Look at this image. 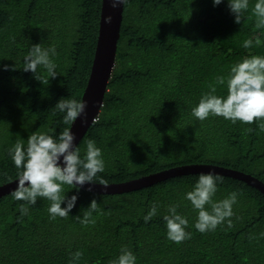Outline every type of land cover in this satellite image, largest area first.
<instances>
[{
    "label": "trees",
    "instance_id": "obj_1",
    "mask_svg": "<svg viewBox=\"0 0 264 264\" xmlns=\"http://www.w3.org/2000/svg\"><path fill=\"white\" fill-rule=\"evenodd\" d=\"M255 0L234 23L226 0H125L115 63L98 120L76 143L101 149L104 170L93 182L118 183L176 166L214 164L250 174L264 183V117L251 124L220 116L197 120L191 109L201 94L227 79L229 68L264 55V28L252 14ZM102 0H0V185L17 178L10 149L33 131L58 135L66 127L54 105L82 100L93 65ZM259 38L250 48L244 40ZM54 46L55 77L38 67L24 72L31 44ZM39 79V80H37ZM226 95V84H216ZM251 129V131H249ZM201 173L167 177L128 192L104 194L64 186L77 195L66 217L50 218V201L35 205L0 196V264H110L122 246L137 264H264V193L247 182L221 177L213 201L236 193L231 221L200 233L196 211L184 196ZM92 199L97 210L82 223ZM21 204L27 212L21 216ZM157 213L143 217L153 206ZM188 220L190 238H166L168 206ZM64 206L63 204L61 205ZM79 254V255H77Z\"/></svg>",
    "mask_w": 264,
    "mask_h": 264
},
{
    "label": "clouds",
    "instance_id": "obj_2",
    "mask_svg": "<svg viewBox=\"0 0 264 264\" xmlns=\"http://www.w3.org/2000/svg\"><path fill=\"white\" fill-rule=\"evenodd\" d=\"M124 2L125 0H109L113 8ZM222 2L223 0H212L213 6ZM226 5L234 15V23L239 24L242 14L249 8V0H226ZM251 11L256 17L257 28H264V0H255ZM110 21V16L105 17L106 23ZM253 43L258 45L259 38L255 41L244 40L242 47L250 48ZM56 55L54 46L44 48L41 43L31 44L23 57L24 67L21 70L31 72L35 77L38 67H42L47 71L49 78L55 77L56 64L52 57ZM16 69L18 68L15 64L0 65V70ZM216 84H226L227 94L217 95ZM85 106L86 101L69 98H60L54 105L63 113L66 124L75 121L83 113ZM191 114L200 121L211 115L223 117L232 123L239 120L248 124L254 119L264 117V55H252L233 64L229 68L226 80L217 78L216 83L210 84L208 90L201 94L198 102L191 109ZM96 120L98 117H95L93 122ZM259 126L264 130V122ZM75 139V133L66 127L56 136L33 131L26 139V146L17 142L9 151L17 169L16 187L11 192L13 199L35 205L37 198H44L50 201L48 207L50 218L68 216L75 206L77 195L66 196L64 186H69L78 192L85 183H93L97 173L104 170L101 149L96 146L95 141L88 139L81 154L74 143ZM219 182H221L220 176L212 172L201 173L192 189L185 193V200L190 202L196 211L193 227L200 233L213 231L224 222L229 225L231 223L227 218L233 215L232 207L236 203V193H229L225 198L213 201ZM103 183L104 181L100 180V184ZM97 205L96 199H92L83 218H77L82 223L93 222L91 214L97 210ZM19 212L21 216L27 212L23 204ZM156 213L157 206L153 205L144 215V222L147 223ZM162 218L166 225L167 239L181 243L190 238L191 233L186 231L188 220L176 211L175 205L168 206L167 214ZM110 264H137V257L128 247L122 246L119 255L110 261Z\"/></svg>",
    "mask_w": 264,
    "mask_h": 264
},
{
    "label": "water",
    "instance_id": "obj_3",
    "mask_svg": "<svg viewBox=\"0 0 264 264\" xmlns=\"http://www.w3.org/2000/svg\"><path fill=\"white\" fill-rule=\"evenodd\" d=\"M124 3L118 5L116 8L111 7L109 0H102L99 35L97 46L95 50V57L91 68V73L85 88L82 100L86 101V106L83 113H81L70 127L71 131L75 133L76 144L84 135L88 127L97 117L99 109L102 105L104 94L107 91V84L113 71L115 63V55L117 50V42L120 36V27L122 22ZM110 16L111 21L106 23L105 17ZM191 172H212L215 174H222L241 179L248 184L254 186L264 193V183L244 172L214 165V164H192L176 166L165 169L146 176H141L136 179H131L118 183L100 184L93 182L91 184L85 183L81 188L89 191L115 194L132 191L143 186L158 182L167 177L179 175L182 173ZM17 178L6 184L0 185V196L15 189Z\"/></svg>",
    "mask_w": 264,
    "mask_h": 264
},
{
    "label": "rangeland",
    "instance_id": "obj_4",
    "mask_svg": "<svg viewBox=\"0 0 264 264\" xmlns=\"http://www.w3.org/2000/svg\"><path fill=\"white\" fill-rule=\"evenodd\" d=\"M208 119V118H207ZM207 119L203 120V121H207Z\"/></svg>",
    "mask_w": 264,
    "mask_h": 264
}]
</instances>
